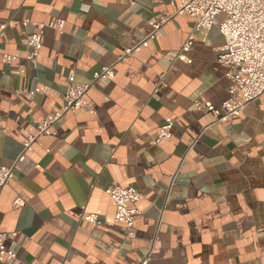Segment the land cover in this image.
I'll list each match as a JSON object with an SVG mask.
<instances>
[{"label": "crops", "instance_id": "1", "mask_svg": "<svg viewBox=\"0 0 264 264\" xmlns=\"http://www.w3.org/2000/svg\"><path fill=\"white\" fill-rule=\"evenodd\" d=\"M179 4L0 0V170L19 158L37 122L63 109L70 75L88 84L116 65L114 79L87 92L92 108L66 113L0 190V233L10 235L6 246L17 256L0 264H131L149 253V264H264V95L185 155L212 120L195 101L219 107L228 98L218 26L194 32L191 63L177 59L193 31L185 16L117 62L148 36L152 20L172 16ZM55 20L64 21L63 31L44 28L31 63L25 38ZM37 88L51 92L23 94ZM167 118L173 137L155 143ZM113 184L143 195L131 237L115 221L106 194ZM19 195L26 204L15 208ZM87 215L99 223L84 221Z\"/></svg>", "mask_w": 264, "mask_h": 264}, {"label": "built area", "instance_id": "2", "mask_svg": "<svg viewBox=\"0 0 264 264\" xmlns=\"http://www.w3.org/2000/svg\"><path fill=\"white\" fill-rule=\"evenodd\" d=\"M174 16H185L193 21V31L182 45L177 59L191 63L188 54L194 42V32L211 30L215 25L224 37V44L219 50L218 64L225 69V76L229 80L228 98L219 107L210 105L206 100L200 98L195 101L197 110H205L212 115V120L205 124L198 136L188 145L186 154H189L199 141L201 136L213 131L220 123L231 122L240 116L245 109L259 100L264 95V0H180L179 6L172 16H164L150 22L151 32L139 44L126 48L119 56L117 62H123L134 53L146 48L149 40L162 36L164 25ZM223 16L222 20H218ZM51 28L63 31L64 21L55 20L41 27L40 31L27 35L24 44L29 48L26 59L36 64L42 48V36L44 28ZM5 26H2L3 30ZM6 63L14 60L13 57L5 55ZM116 65L102 67L95 72L93 79L88 84H77L73 75H70L68 92L64 96V107L60 112L50 115L37 122L33 130L23 143V151L19 158L9 168L0 170V190L16 176V170L28 152L38 141L53 134V126L66 113H73L81 109L92 108V103L86 98L87 92L100 79H114L116 76ZM51 90L37 88L31 92H23L27 97L35 94L50 93ZM173 121L167 118L159 130L155 143H162L171 140ZM106 194L115 204V221L124 224L128 235L133 236L134 224L140 215V211L134 204L143 198V195L134 188H123L113 184L106 189ZM14 207L20 208L26 204V198L19 195L14 200ZM86 222L98 224L99 220L95 215H87L82 218ZM8 234L0 233V258L8 263L13 262L17 256L15 252L8 249L6 241ZM151 253L141 260L131 264H149Z\"/></svg>", "mask_w": 264, "mask_h": 264}]
</instances>
